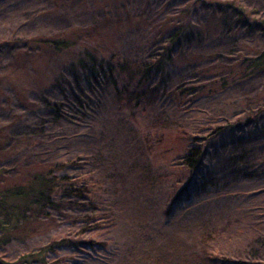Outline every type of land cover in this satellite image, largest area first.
<instances>
[{
  "label": "rangeland",
  "instance_id": "374dc122",
  "mask_svg": "<svg viewBox=\"0 0 264 264\" xmlns=\"http://www.w3.org/2000/svg\"><path fill=\"white\" fill-rule=\"evenodd\" d=\"M121 1L0 0V189L42 167L88 186L101 183V192L87 201H61L64 209L29 214L0 252L14 260L65 240L48 255L49 264H191L187 258L206 227L214 230L206 252L264 264V119L234 127L264 106V70L195 97L191 107L173 96L177 89L211 88L233 78L240 60L264 51V33L243 28L223 34L219 14L199 11L206 26L198 33L206 35L177 51L154 93L135 105L103 76L91 81L69 68L77 58L71 52L54 54L34 41L83 29L104 52L145 61L160 48L151 36L177 18L181 0L166 7L165 0H128L130 17L124 19L116 10ZM228 1H238L249 20L264 21V0ZM57 80L68 82L66 94L55 89ZM43 99L62 102L65 120L45 109ZM209 116L215 118L211 126L227 131L205 147L190 177L174 161L188 146L179 133L210 128ZM101 216L98 229L82 233V219Z\"/></svg>",
  "mask_w": 264,
  "mask_h": 264
},
{
  "label": "trees",
  "instance_id": "16d2710c",
  "mask_svg": "<svg viewBox=\"0 0 264 264\" xmlns=\"http://www.w3.org/2000/svg\"><path fill=\"white\" fill-rule=\"evenodd\" d=\"M149 1L151 0H147V5ZM173 1L165 0L164 6L173 4ZM130 9L128 0H122L117 5V15H119L120 19H124L123 17L126 16L130 17ZM179 9L176 19L164 23L154 33V37L151 36L154 45L156 47L160 46V48L158 51L150 54L147 60L142 62H129L127 58L122 56L121 52L116 53L112 50H109V53L107 51L104 52L102 44L99 42L100 40H95L83 29H77L76 32L66 31L50 37H37L34 38V41L38 42L39 47H44L54 54H67L71 52L74 58H77L76 60L74 59V63L69 68L78 70V72H86V79H91V81H96V77L100 75L103 76L116 95L124 96L129 101L134 100L136 102L135 105H137L142 95L154 93L157 89L162 78L166 76L169 66L173 63L175 53L177 51L182 52L185 50L186 44L202 40L206 35L198 33L199 30L203 31L206 26L198 18L199 11L206 10L207 12L210 11L220 16L222 15V18L220 16H218L219 18L216 17L218 19L216 26L223 34L230 29L232 31L233 29L239 31L243 28L264 33V21L249 20L246 11L238 1L234 3L228 0H181ZM228 12L232 18L231 21L227 15ZM141 14H143L142 11ZM107 54H110L109 57H107ZM219 68L226 67L216 66L214 71ZM261 70H264V51L253 58H243L240 60V63H237L235 68L230 72V75L234 76L233 78L224 77L217 84L212 83L211 88L177 89L173 93V96L176 101L186 99L185 104L191 107L194 104L195 97H202L204 94L211 96L213 93H219L235 80L242 81L247 75ZM155 78L159 80L154 82ZM78 79H80V76ZM229 79L231 80L229 81ZM118 82L122 84L120 89L118 88ZM206 82L209 83L208 79ZM74 83L76 82H73L71 85ZM54 87L61 91V93L66 94L68 82L57 80ZM69 88L73 89L74 87L71 86ZM79 91L83 92V89ZM69 92L73 91L69 89ZM188 96L190 97L187 98ZM77 97H75V101L79 103V112H82L81 106L84 103L83 101L79 102L81 100ZM42 102L45 109L49 110L55 118L65 120L67 115L63 113L62 102H49L45 99ZM261 119H264V106L254 110L253 113L247 115L245 118L237 120L234 127L244 126L246 123H255ZM213 121H215V118L211 116L207 117L206 124H209L210 128H206L205 130L201 128L202 130L198 134L183 130L179 133L180 138L187 142L188 146L184 153L174 161L190 177L196 174L199 166L202 164L204 155L206 154L205 147L212 140L227 131L226 126H211L213 125ZM157 124H161V127L164 126V123L160 120H157ZM202 132L206 133L205 136H201ZM70 164L75 167L74 162H70ZM45 169L42 167L37 173L29 174L24 181L0 189V248L10 243L12 236L11 229H16V226L20 225V223H26L29 214L38 215L47 213L50 210L64 209L67 207V204H62L63 201L71 199L87 201L88 198L96 197L101 192V188H99L101 183L99 182L90 180L89 183L91 184L89 186L91 188H89L85 184L86 180L82 182L76 178L70 179L67 175H58L55 172L53 173L51 169L47 171ZM103 219L104 216H101L100 219L96 217L82 219L84 222V227L81 229L82 233L98 229L104 223L101 222ZM213 231L205 227L199 232L197 246H193V256L190 255L187 261L191 264H240L238 263L239 261L224 260L218 255L205 251L206 245L213 239ZM65 243H67L65 240L53 242L36 250L26 252L14 260H10L0 252V264H49L48 255L57 246L60 247Z\"/></svg>",
  "mask_w": 264,
  "mask_h": 264
}]
</instances>
